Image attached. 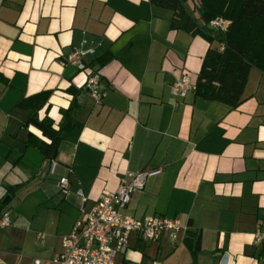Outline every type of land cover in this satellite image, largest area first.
<instances>
[{
  "label": "crops",
  "instance_id": "0c3cea01",
  "mask_svg": "<svg viewBox=\"0 0 264 264\" xmlns=\"http://www.w3.org/2000/svg\"><path fill=\"white\" fill-rule=\"evenodd\" d=\"M196 5L186 2L195 17ZM171 14L150 0H0L1 205L24 195L11 224L0 227V264H54L62 236L81 217L78 191L87 211L123 174L143 170L159 172L121 211L176 218L188 228L154 239L133 232L115 264H257L264 257V245L253 242L264 223V72L250 69L233 109L193 90L173 96L175 79L195 84L209 43L172 29ZM83 38L96 47L89 67L101 76L100 103L84 87L88 71L62 64ZM72 104L76 126L46 157L38 144L49 140L28 119L35 113L58 128ZM40 229L49 233L44 243Z\"/></svg>",
  "mask_w": 264,
  "mask_h": 264
},
{
  "label": "trees",
  "instance_id": "16d2710c",
  "mask_svg": "<svg viewBox=\"0 0 264 264\" xmlns=\"http://www.w3.org/2000/svg\"><path fill=\"white\" fill-rule=\"evenodd\" d=\"M187 1L197 3V17L186 6ZM150 3L171 10L172 29L198 34L209 43L195 81V95L236 108L242 102L250 69L256 67L264 72V0H150ZM216 17L227 22L225 29L209 27ZM74 107L72 104L63 111L58 128L47 118L38 119L35 113L29 117L28 122L49 140L38 144L46 157L54 158L62 132L76 126L71 117ZM20 186L9 190L14 192ZM2 208L0 202V211Z\"/></svg>",
  "mask_w": 264,
  "mask_h": 264
},
{
  "label": "built area",
  "instance_id": "2783aa9c",
  "mask_svg": "<svg viewBox=\"0 0 264 264\" xmlns=\"http://www.w3.org/2000/svg\"><path fill=\"white\" fill-rule=\"evenodd\" d=\"M209 26L215 29H225L227 22L216 17ZM96 47L92 40L83 38L79 47L72 49L63 59L62 64L73 65L78 70L88 71L85 89L96 103L101 102L102 94L98 91L101 82L99 72L89 67V60L96 54ZM222 49V46L220 47ZM195 89V84L187 76L175 79L171 84V94L175 97H184L188 91ZM57 166L55 160L50 161V172L54 173ZM159 170H143L127 172L119 179L118 187L100 195L90 210L84 209L86 197L81 191V217L77 219L71 231L61 238V253L52 259L54 264H115L117 255L124 253L128 247L131 233H137L142 238L154 239L166 231H186L176 218L162 216H144L136 218L121 211L130 201L134 192L144 188L148 177L155 175ZM59 191L66 196L69 192L67 177H60ZM11 224L9 211L0 214V227ZM253 242L264 245V223L253 233ZM31 264H40L38 259ZM257 264H264L262 257Z\"/></svg>",
  "mask_w": 264,
  "mask_h": 264
},
{
  "label": "rangeland",
  "instance_id": "374dc122",
  "mask_svg": "<svg viewBox=\"0 0 264 264\" xmlns=\"http://www.w3.org/2000/svg\"><path fill=\"white\" fill-rule=\"evenodd\" d=\"M24 195L18 193L17 195H15L13 197V199L5 206V208L7 209V211H9V213H15L18 211L17 206L20 204V202L23 200ZM18 204V205H17ZM27 208V207H26ZM25 209V208H23ZM40 233L38 235H40L41 237L38 239V241H43V243L47 240V236H49V233H47V231L40 229ZM48 234V235H47ZM54 236L55 234L52 233ZM51 235V234H50Z\"/></svg>",
  "mask_w": 264,
  "mask_h": 264
},
{
  "label": "water",
  "instance_id": "95a60500",
  "mask_svg": "<svg viewBox=\"0 0 264 264\" xmlns=\"http://www.w3.org/2000/svg\"><path fill=\"white\" fill-rule=\"evenodd\" d=\"M209 27H210V26H209ZM8 200H9V197H6V198L2 201V205L7 204Z\"/></svg>",
  "mask_w": 264,
  "mask_h": 264
}]
</instances>
